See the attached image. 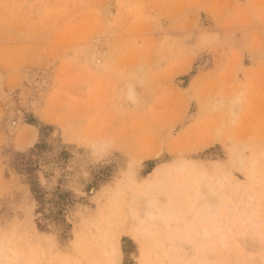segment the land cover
Returning <instances> with one entry per match:
<instances>
[{
    "label": "rangeland",
    "instance_id": "rangeland-1",
    "mask_svg": "<svg viewBox=\"0 0 264 264\" xmlns=\"http://www.w3.org/2000/svg\"><path fill=\"white\" fill-rule=\"evenodd\" d=\"M0 78V264H264V0H0Z\"/></svg>",
    "mask_w": 264,
    "mask_h": 264
},
{
    "label": "bare ground",
    "instance_id": "bare-ground-1",
    "mask_svg": "<svg viewBox=\"0 0 264 264\" xmlns=\"http://www.w3.org/2000/svg\"><path fill=\"white\" fill-rule=\"evenodd\" d=\"M1 86H2V78H0V88H1ZM3 90V89H2ZM235 152V151H234ZM237 158V157H236ZM235 158V159H236ZM237 161V160H236ZM208 180H206V181H202L203 183H202V185H201V187H199L197 190H195V193H198V194H200L201 193V195H203V197H204V199L203 198H201V201L199 202V205H198V208H199V213H201V216H202V218H203V220L204 219H208L209 218V221H211V223H213V222H217V219L216 218H214V216L215 215H213L214 213H217V211H219V207H218V205L219 204H217V201H219V202H221L222 201V198L221 197H218V194L217 193H220V192H217L218 190H214L213 188H212V186L207 182ZM200 186V185H199ZM195 189V188H194ZM193 189V190H194ZM216 189V188H215ZM198 196V195H197ZM221 196V195H220ZM199 198V197H198ZM203 199V200H202ZM137 200V199H136ZM144 204V203H143ZM228 204V203H227ZM226 204V205H227ZM146 205V204H145ZM226 205H225V207H226ZM228 206V208H226V209H230V211H229V213L231 212V214H232V207H229L230 205H227ZM132 207V206H131ZM244 208H246V207H244ZM130 211V210H129ZM134 212V211H133ZM133 212H131V214H130V216H131V218H130V220H127V222L129 221V222H131L132 221V224L134 223V222H136L137 224H138V227H136V226H134V227H136V230L134 231L135 233H138L137 231H139L140 229H146L148 226H153L152 228H149V229H153V228H155L154 226H156L157 225V223H158V221H159V219H158V216L153 212V207L152 206H150V205H148L145 209H143V212H142V214L141 215H139V213L138 214H136V213H133ZM245 212V211H244ZM130 213V212H129ZM219 213V212H218ZM251 213V212H250ZM249 213V214H250ZM224 214V213H223ZM200 215V214H199ZM217 215V214H216ZM227 215L228 216H230V214H228L227 213ZM252 215H254V214H250L249 216L248 215H246L245 214V216L247 217V218H244L242 221H244V220H246L247 219V225L249 226V228L247 229V225H245V223H244V228L245 229H247L248 231H251V234L254 232V229L255 230H257L258 229V232L256 231L254 234L257 236L258 235V239L256 238V236L254 235V234H252L251 235V237L252 236H254L255 238V240L254 241H258L257 242V244H259V248H261V250L263 251V249H264V226H263V219H262V222H257L256 220H253V216ZM219 216H221V214L219 215ZM216 217V216H215ZM255 218V217H254ZM258 218V217H257ZM132 219H134V221L132 220ZM124 220H125V218H124ZM165 220V219H164ZM202 220V221H203ZM218 220H220V218L218 219ZM118 221V220H117ZM155 221H157V222H155ZM128 222V223H129ZM207 222V221H206ZM225 222V221H224ZM127 223V225H129ZM156 225H155V224ZM200 223V222H199ZM201 223H203V222H201ZM210 223H208V226H210L209 225ZM217 224V231H215L216 233L215 234H217V232H219V234H218V238H220V239H218V238H216L217 240H218V243H219V245L221 244V247L223 246L224 248H226L227 250H231L232 248H231V242H229L227 239L229 238V234H228V238H227V233L226 232H228L227 231V228H226V231L225 230H223V229H219V227H221V226H219L218 227V223H216ZM242 224V223H241ZM240 224V225H241ZM131 225V224H130ZM164 225V224H163ZM158 226V225H157ZM160 226H162V225H160ZM167 226V225H166ZM203 226V225H202ZM129 227H131V226H129ZM206 227H207V225H206ZM206 227L203 229V230H201L202 229V227H201V229H200V231H201V233H202V231H203V234L201 235V233H200V236H203V238L205 237V238H207L210 234H213V236H215L214 235V232H210L209 230H208V228L206 229ZM212 227V226H211ZM223 228H224V224H223ZM260 228H261V230H260ZM131 229V228H130ZM156 229H158V227H156ZM210 229V228H209ZM154 230V229H153ZM214 230V229H213ZM225 231V233H223V231ZM229 230V229H228ZM247 230H245V231H247ZM253 230V231H252ZM123 230H121V232H122ZM155 231V230H154ZM222 231V232H221ZM133 233V232H132ZM199 233V232H198ZM247 233H249L250 234V232H247ZM127 234H129V233H127ZM195 234H197V233H195ZM111 235V234H110ZM144 235V234H143ZM148 235V234H147ZM191 235V237L194 235V234H190ZM144 236H146V235H144ZM211 236V235H210ZM108 237V236H107ZM139 237V236H138ZM190 237V238H191ZM247 238V239H249V240H251L252 238ZM112 238V237H111ZM117 238H119V237H117ZM197 238H201V237H197ZM204 238V239H205ZM140 239H141V237H140ZM143 239V238H142ZM141 239V240H142ZM194 239V238H193ZM208 240H210L209 239V237L207 238ZM243 239V238H242ZM245 239V242H246V238H244ZM118 240V239H117ZM195 240H198V239H195ZM212 240V239H211ZM214 240V239H213ZM248 240V241H249ZM104 241V240H103ZM144 241V240H143ZM146 241V240H145ZM178 241V238H177V240H176V242ZM201 241V240H200ZM207 240L205 239V241H203L204 243H201V244H199L200 246H201V248H200V246L198 247V250L200 249L201 251L200 252H198L199 254H198V256L201 254V256H203L204 257V259L203 260H206L209 256H210V254H212L211 252H213L214 250V248L213 249H211V247L209 248L208 246L210 245H206L205 244V242H206ZM215 241V240H214ZM252 241V240H251ZM253 241V242H254ZM179 242V241H178ZM182 242V241H181ZM181 242H179L180 244H181ZM190 242H193V240L191 241V239H190ZM199 242V241H198ZM216 242V241H215ZM215 242H211V245H213V244H215ZM250 242V241H249ZM109 243H110V241H109ZM142 243V242H141ZM143 243H145V242H143ZM167 243H169L168 241H167ZM174 243H175V241H174ZM217 243V242H216ZM248 243V242H247ZM102 244V243H101ZM147 244V243H146ZM176 244V243H175ZM174 244V245H175ZM179 244V245H180ZM192 244V243H191ZM255 245V246H258V245ZM193 246L192 247H194V243L192 244ZM210 245V246H211ZM216 245H218V244H216ZM248 245V244H247ZM100 246V245H99ZM114 246H115V244H114ZM178 246V245H177ZM191 246V245H190ZM214 246V245H213ZM246 246V245H245ZM4 247V246H3ZM121 246H119V242L118 241H116V247H113V245H112V248L111 249H107L108 250V253L107 252H105V253H107L108 254V256L106 257V258H104V256L103 257H101V256H98V257H94L93 258V261L91 262V264H120V260H121V254H122V252H121V248H120ZM105 248H107V247H105ZM253 248V247H252ZM257 248V247H256ZM258 248V249H259ZM1 249H2V247H1ZM97 249V248H96ZM96 249H94L95 251H96ZM174 249V248H173ZM192 249H194V250H197L196 248H192ZM211 249V250H210ZM106 250V249H105ZM99 251V250H98ZM101 251H103L102 249H101ZM97 252V251H96ZM104 252V251H103ZM192 252V251H191ZM194 252V251H193ZM196 252V251H195ZM232 252H233V250H232ZM99 253V252H98ZM105 253L103 254V255H105ZM172 253H174L173 252V250H172ZM217 254V253H216ZM216 254H214L215 255V257H217L216 256ZM228 254V253H227ZM229 254H231V251L229 252ZM94 255H95V253H94ZM98 254L96 253V255L95 256H97ZM192 255H194V254H192ZM212 256H213V254H212ZM232 256H233V253H232ZM228 257H229V255H228ZM231 257V256H230ZM231 258H233V257H231ZM193 259V258H192ZM208 259H211V256L208 258ZM207 259V260H208ZM202 260V261H203ZM206 260V261H207ZM208 261H210V260H208ZM205 262V261H204ZM206 263V262H205ZM208 263V262H207ZM5 264H11L9 261L8 262H6L5 261Z\"/></svg>",
    "mask_w": 264,
    "mask_h": 264
}]
</instances>
